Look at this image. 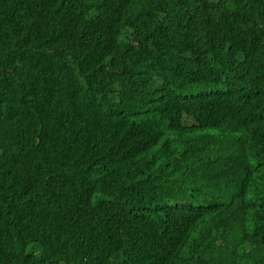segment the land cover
<instances>
[{"label": "trees", "instance_id": "obj_1", "mask_svg": "<svg viewBox=\"0 0 264 264\" xmlns=\"http://www.w3.org/2000/svg\"><path fill=\"white\" fill-rule=\"evenodd\" d=\"M0 264H264V0H0Z\"/></svg>", "mask_w": 264, "mask_h": 264}]
</instances>
